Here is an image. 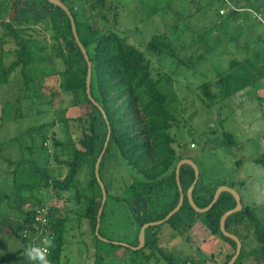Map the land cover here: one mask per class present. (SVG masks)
Segmentation results:
<instances>
[{"label": "rangeland", "instance_id": "1", "mask_svg": "<svg viewBox=\"0 0 264 264\" xmlns=\"http://www.w3.org/2000/svg\"><path fill=\"white\" fill-rule=\"evenodd\" d=\"M14 1L5 0L0 6V264H17L6 259L19 246L13 229L24 219V214L15 208L13 187L16 183L31 184L38 180L34 164L46 167L51 177L62 178L67 171L65 160L72 157L74 149L82 148L77 142L82 127L72 120L79 109L74 105L73 94L63 87L64 63L53 51L56 27L52 17L62 11L45 0H21L19 6L24 9L25 20L15 23ZM60 1L78 10L84 29L89 26L98 34L115 32L142 50L166 95L172 117L168 131L178 159L189 160L188 165L198 172L192 195L208 196L222 185L238 194L241 191L242 207L246 204L255 207L256 214L264 220V169L255 161L264 155V103L261 110L255 106L257 101L247 95L242 106L235 109L226 100L207 105L199 87L203 82L214 81L240 55L250 56L245 45L251 43L256 47L263 40L259 36L264 35L262 17L252 15L248 9H238L245 2L263 12L259 6L264 7V0ZM44 4L46 9L42 8ZM6 23L25 28L23 35H32L35 54L47 56L43 61L29 63L28 72L33 80L28 84L24 80L31 78L25 79L21 67L3 80L2 70L13 59L12 54H5L12 48ZM253 30L257 33L251 39ZM154 34H161L170 42L177 57L149 48L147 43ZM260 84L250 87L249 92ZM99 121L98 118L95 132L101 142L105 128ZM91 170V163L85 161L77 171L76 187L64 192L61 198L51 192V187H41L34 193L41 203L54 207L57 215L68 219L61 263L140 261L142 254L136 248L140 245L142 225L138 218L158 221L176 206V177L166 173L154 181L146 180L110 143L99 164L106 196L97 233L100 239L95 240L88 220L77 210L84 208L86 200L76 203L74 198L77 190L90 195ZM95 189L99 199L100 191ZM182 190L187 197L185 182ZM187 205L177 210L172 219L148 226L145 235L155 238L157 246L174 256V262L222 264L225 258L222 239L208 228L205 212ZM35 206L24 204L23 208ZM242 230L246 236L234 234L240 241L241 252L233 264H264V253L252 224ZM145 251L152 253L147 264H173L155 248L146 247Z\"/></svg>", "mask_w": 264, "mask_h": 264}, {"label": "trees", "instance_id": "2", "mask_svg": "<svg viewBox=\"0 0 264 264\" xmlns=\"http://www.w3.org/2000/svg\"><path fill=\"white\" fill-rule=\"evenodd\" d=\"M3 1L5 0L0 2V6ZM96 1L98 2V0ZM223 1L226 2V0ZM20 2L21 0L14 1L16 9L13 22L15 23L25 20L24 9L19 6ZM45 2L62 11V14L52 17L56 27L54 36L56 44L53 46V51L64 63V69L62 70L63 87L73 94L74 105L79 109V114L72 120L79 122L82 127V134L77 140L82 148L74 149L72 157L69 160H65L64 164L67 167V171L62 178L51 177L46 167H39L34 164L33 170L38 175V180L31 184L25 182L16 183L13 187L11 196L14 197L15 208L24 214V219L23 223L13 229L14 235L18 238L19 246L12 249L6 255V259L12 262L17 261V264H30L24 255V249L31 244V240L23 236L22 231L27 223L33 222L34 210L23 208V205L43 204L34 194L41 187H51L53 190L51 192L61 198L64 192L76 187L75 177L77 171L85 161L90 162L92 165L91 179L89 181L91 193L90 195H85L77 190L74 198L76 203L81 202V200L85 203L84 199L86 200L84 208L81 210L77 209L78 214L88 220L94 239H100L95 232V226L102 192L94 167L97 157L104 146L108 130L109 139L105 152L108 150L109 144L113 143L128 164L136 172L144 176L146 180L154 181L163 176L172 167L175 177L176 163L180 159H178V154L173 146L174 139L168 131L172 126V117L166 106V95L158 86L160 79L152 75L150 64L142 50L115 32L98 34L89 26L84 29L83 22L78 19V10L63 2L70 11L79 40L88 55L91 67L90 94L94 100L93 102L86 92L88 63L74 37L70 16L58 4H54L49 0H45ZM42 8L46 9L47 6L44 4ZM231 12L236 13V11L232 10ZM4 27L7 29L6 34L11 36L10 43H12V48L6 51L5 54H12L13 59L2 70L3 80H6L10 73L21 67V72L23 76L25 75V79L31 78L30 80H24L25 84H28L33 80L32 75L28 72L29 63L36 62V60L43 61L47 56L45 54H35L33 37L32 35L24 36L25 28H19L10 23H6ZM147 46L154 51L164 50L171 56L177 57L171 43L163 39L161 34L152 35ZM40 48L41 50L44 49L43 46ZM36 66L38 65L36 64ZM263 76L264 64L258 65L248 58L238 59L229 65L226 70L220 72L214 81H206L199 85L203 102L210 105L213 102L224 101L227 97L252 85ZM98 118L100 119L99 123H102L105 128L104 139L101 142H99L98 133L95 132ZM227 134L230 138L231 134ZM255 161L264 169V155L256 157ZM187 173L189 174L188 182L187 178H184ZM193 179V168L181 165L179 169L181 186L183 187L186 181L185 187L188 188ZM96 187L100 191L99 199L95 196ZM25 191L28 194H24ZM178 197L179 191H177L174 199L175 204H177ZM211 200L212 195L200 201L199 197L193 194V201L198 207L207 206ZM187 201L188 199L184 194L180 208L186 204H188L189 208H192ZM235 204L234 195L229 191L223 190L217 200L205 211L207 226L210 231L220 236L224 242L230 245V252L226 255L222 264H227L233 256L236 250V243L232 238L223 234L220 229V219L223 213L233 208ZM51 208L46 215L47 221L44 226L46 232H43V235L51 238L54 245V247L49 248L50 255L48 259L51 264H62L61 257L66 243L65 232L68 219L66 216L57 215L55 208L52 206ZM254 208L245 205L239 211L230 213L224 219V228L232 233V227L233 229L237 230L239 228L241 230L249 228V224H252L254 233L260 242V250L264 253V220L259 218ZM172 217L173 215L169 219H172ZM138 221L142 225L148 220L139 217ZM38 224L41 226L40 223ZM40 235H42V232ZM107 242L112 243L111 241ZM146 247L147 249L155 248L166 260L173 262V264L182 263V261L174 262V256L165 253L157 246L155 238L145 235L144 245L141 249H136L137 252L142 254V258L140 261L132 259L131 264H147L152 253L146 252ZM239 255L237 258H239ZM183 264H185V260Z\"/></svg>", "mask_w": 264, "mask_h": 264}, {"label": "water", "instance_id": "3", "mask_svg": "<svg viewBox=\"0 0 264 264\" xmlns=\"http://www.w3.org/2000/svg\"><path fill=\"white\" fill-rule=\"evenodd\" d=\"M49 1L54 2V3L58 4L59 6H61L68 13V15L70 16L71 24H72V31H73L74 37H75V39H76L79 47L81 48V51L83 52V54H84V56H85V58L87 60V63H88L87 76H86V92H87L88 97L94 102V100H93V98H92V96L90 94V79H91L90 62L88 60L87 52L84 49L83 45L81 44V42L79 40V37L77 35L76 29H75V24H74V21L72 19L71 14H70V11L68 10L67 6L62 1H60V0H49ZM108 139H109V130L107 132V136H106V139H105V142H104V146H103V148H102L99 156L97 157V160L95 162V167H94L95 175H96V178L98 180V183L100 185L101 192H102L101 204L99 206V209H98V212H97V217H96V221H97L96 222V226H95V232L96 233H98V228H99V224H100V216H101V213H102V210H103V205H104L105 196H106L105 188H104V186H103V184H102V182L100 180V177H99V164H100V161H101V159L103 157V154L105 152V148H106V145L108 143ZM184 162L190 163L189 160L182 159V160H180L176 164V169H175V177H176V182H177L178 191H179V200H178L176 206L171 211H169L163 219L158 220V221H151V222H148L147 221V222H145V223L142 224V226L140 228V236H139L140 237V245L138 247H141V246L144 245L145 229L148 226L156 225L158 223H161V222L169 219V217L171 215H173L177 210L180 209V207L182 205V202H183V190H182V186H181V183H180V180H179V169H180L181 164H183ZM197 178H198V172H197V170H195V172H194V179H193L192 183L190 184V186L188 187V190H187V199H188L190 205L192 207L196 208L197 211L205 212L217 200V198L219 196V193L222 192L223 190H229V191H231L232 194L234 195L235 199H236L235 206L233 208L228 209L226 212H224L223 215L221 216V219H220V229H221V231L224 232L230 238L235 239V241H236V250H235L233 256L230 258V260L227 262V264H233L234 261L236 260L237 256H238L239 252H240L241 244H240V241L238 240V238L234 234H231V233L226 232V230L224 228V219L230 213L239 211L241 209L242 203H241L240 197H239V195H238L237 192L231 190L230 188H227L226 186H220L215 191V193H214V195L212 197V200L209 202V204L207 206H205V207H198L194 203V201H193V195H192V190L194 189V187L196 185Z\"/></svg>", "mask_w": 264, "mask_h": 264}, {"label": "crops", "instance_id": "4", "mask_svg": "<svg viewBox=\"0 0 264 264\" xmlns=\"http://www.w3.org/2000/svg\"><path fill=\"white\" fill-rule=\"evenodd\" d=\"M5 1H3V3H4ZM259 8H260V11L263 9V7L262 6H259ZM250 10V12L252 13V15L254 14L253 12H255V13H257V14H260V17H263L264 16V14H263V12H259V11H257L256 10V8H252V7H248L246 4H245V2L242 4V7H240L238 10ZM253 11V12H252ZM262 13V14H261ZM263 20H264V18H263ZM264 30V29H263ZM251 33H252V35H251ZM250 33V35H251V39L253 38V36H254V34H256L257 33V30H253L252 32ZM235 33H233V35H234ZM250 35H248V36H250ZM260 37L262 36V39L263 40H261L260 39V41H259V44H258V46H256V47H254V46H252V44L250 43H248L247 44V46L245 45V47H246V50H247V52L248 53H250L251 52V54H250V56H248V55H242V57H241V55L238 57V59H246V58H248V59H251V60H253L254 61V63H257L258 65H260V64H264V35H259ZM250 38H248V42H250ZM261 41H262V43H261ZM252 42V41H251ZM258 53V54H257ZM241 57V58H240ZM261 81H264V76L263 77H261V78H259V79H257L252 85H250V86H248V87H246V88H244V89H242V90H240V91H238V92H236L235 94H233V95H231V96H229V97H227V99H226V101H229L228 103H230V105H232V107H233V109H235L236 108V106L237 107H239V106H242V104L245 102V98L247 97V95H249V97L253 100V99H255L257 102H256V104H255V106H259L260 107V109L262 110V108H263V103H264V92H262V88L264 87V82H261ZM257 83H261L260 84V86L257 88V89H255L253 92H249V88L250 87H252L253 85H255V84H257ZM248 93V94H247ZM263 100V101H262ZM234 104V105H233ZM230 134V133H229ZM181 165H185V166H189L188 165V163H186V162H184L183 164H181ZM189 167H191V166H189ZM176 169V168H175ZM166 173H173V167L172 168H170ZM165 173V174H166ZM164 174V175H165ZM184 178H187L186 180H187V182L189 181V174L187 173L186 174V176L184 177ZM186 181H185V184L187 183ZM190 186V185H189ZM188 186V187H189ZM223 186V185H222ZM192 191H194V189L192 190ZM209 193V192H208ZM221 193V192H220ZM219 193V194H220ZM242 192L240 191V193L238 194L239 195V197H240V200H241V202H242ZM212 195V197H213V195H214V193H209L208 194V196L207 195H205V194H199V193H197L195 196H198L199 197V200L200 201H203V200H205V199H207V198H209L210 196ZM248 204H246V206H247ZM244 206V205H243ZM249 206V205H248ZM250 207V206H249ZM23 219V218H22ZM22 221V220H21ZM196 223H199V221H197ZM17 224H18V221H17ZM232 230H231V232L232 233H234L235 234V232H236V234H239L240 236H246L245 235V233H242L243 232V230L241 229V230H239V228L236 230V229H233V227L231 228ZM233 231H235V232H233ZM242 231V232H241ZM222 248H223V251H224V255H225V258H226V255L230 252V245L227 243V242H224L223 240H222ZM168 254V253H167ZM225 258H224V260H225ZM224 260H222V263L224 262Z\"/></svg>", "mask_w": 264, "mask_h": 264}, {"label": "built area", "instance_id": "5", "mask_svg": "<svg viewBox=\"0 0 264 264\" xmlns=\"http://www.w3.org/2000/svg\"><path fill=\"white\" fill-rule=\"evenodd\" d=\"M2 0H0L1 2ZM253 12V11H252ZM255 16L260 18V14H257L253 12ZM191 146H193V143H191ZM50 206L48 204H38L35 206L34 214H33V222L27 223L24 228L23 236L28 237L31 240V244L35 243L37 245H42V239L46 235H43V232H46L44 226L47 221L46 215L50 211ZM41 226H39V224ZM42 232V235L40 233Z\"/></svg>", "mask_w": 264, "mask_h": 264}, {"label": "clouds", "instance_id": "6", "mask_svg": "<svg viewBox=\"0 0 264 264\" xmlns=\"http://www.w3.org/2000/svg\"><path fill=\"white\" fill-rule=\"evenodd\" d=\"M52 247H54L52 239L45 236L42 239V245L35 243L27 245L24 249V255L30 264H51L48 256L50 255L49 248Z\"/></svg>", "mask_w": 264, "mask_h": 264}, {"label": "flooded vegetation", "instance_id": "7", "mask_svg": "<svg viewBox=\"0 0 264 264\" xmlns=\"http://www.w3.org/2000/svg\"><path fill=\"white\" fill-rule=\"evenodd\" d=\"M182 159H184V158H182ZM182 159H181V160H182Z\"/></svg>", "mask_w": 264, "mask_h": 264}]
</instances>
